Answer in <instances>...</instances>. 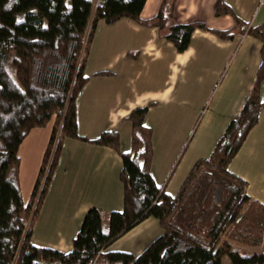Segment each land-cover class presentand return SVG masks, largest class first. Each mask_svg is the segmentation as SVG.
I'll use <instances>...</instances> for the list:
<instances>
[{
    "label": "trees",
    "instance_id": "16d2710c",
    "mask_svg": "<svg viewBox=\"0 0 264 264\" xmlns=\"http://www.w3.org/2000/svg\"><path fill=\"white\" fill-rule=\"evenodd\" d=\"M175 1L162 0L154 15L142 17L145 0H98L95 8L93 0H0V264H221L224 256L231 264H264V250L245 254L233 246L261 245L264 204L250 198L246 180L229 169L264 105V21L252 24L226 0H216L214 13L229 14L232 26L212 27L200 19L180 22L173 13ZM123 16L156 26L178 51L187 48L197 27L221 38L250 34L261 41V61L240 110L210 155L193 163L174 195L150 171L153 130L144 118L153 101L128 113L126 151L120 150L117 130H103L93 138L77 131L75 103L88 79L85 64L97 21L113 23ZM49 123L51 134L25 201L19 146L31 128ZM67 137L120 154L123 208L109 213L108 229L103 230L100 210L90 207L71 249L64 252L33 243L31 234ZM147 216L156 217L162 231L140 254L107 249Z\"/></svg>",
    "mask_w": 264,
    "mask_h": 264
},
{
    "label": "crops",
    "instance_id": "0c3cea01",
    "mask_svg": "<svg viewBox=\"0 0 264 264\" xmlns=\"http://www.w3.org/2000/svg\"><path fill=\"white\" fill-rule=\"evenodd\" d=\"M97 1L93 0L94 8ZM161 1L145 0L141 16L154 15ZM226 1L246 21H264V0ZM215 2L176 0L174 17L180 22L200 19L217 28L232 26L229 14L214 13ZM260 49L261 41L253 35L226 39L197 27L187 48L178 51L159 35L156 26L126 16L113 23L100 18L85 64L88 79L76 98L77 131L93 138L103 130H117L120 150L126 151L131 136L128 113L153 101L144 118L153 130L150 171L156 183L164 184L174 195L193 163L210 155L227 123L240 110L254 83ZM105 69L112 73H96ZM261 95L264 99V81ZM50 134L51 123L33 127L19 146L22 194L25 189L31 191ZM121 167V156L113 148L65 138L31 241L69 251L85 212L92 206L100 210L102 229L107 230L109 213L123 208ZM229 169L246 180L249 197L264 204V105ZM161 231L159 220L147 216L107 249L138 255ZM221 264H231L229 257L224 256Z\"/></svg>",
    "mask_w": 264,
    "mask_h": 264
},
{
    "label": "rangeland",
    "instance_id": "374dc122",
    "mask_svg": "<svg viewBox=\"0 0 264 264\" xmlns=\"http://www.w3.org/2000/svg\"><path fill=\"white\" fill-rule=\"evenodd\" d=\"M95 2V0H94ZM26 184H27V179L25 178L24 182H23V189H25L26 187ZM31 186V185H30ZM29 188L28 189H25L24 192H23V197L24 199H27L28 198V195H29ZM264 241V240H263ZM234 248L238 249L240 252L242 253H245V252H248L250 251L251 249H256L257 247H253V246H250V245H245V244H241V243H236L234 242L233 244ZM257 251H261V250H264V244L262 245V247H258V249H256Z\"/></svg>",
    "mask_w": 264,
    "mask_h": 264
}]
</instances>
